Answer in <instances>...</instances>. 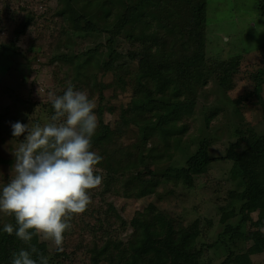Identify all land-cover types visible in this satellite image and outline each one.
Returning <instances> with one entry per match:
<instances>
[{"label": "trees", "instance_id": "1", "mask_svg": "<svg viewBox=\"0 0 264 264\" xmlns=\"http://www.w3.org/2000/svg\"><path fill=\"white\" fill-rule=\"evenodd\" d=\"M51 1L0 0V19L16 21L13 41L0 49L25 58L17 69L50 67L53 97L60 86L65 91L69 85L90 98L97 95L92 150L103 157L96 166L103 180L90 190L86 210L70 218L62 250L55 246L51 251L37 234L31 241L33 258L42 255L48 264H76L78 257L84 264H244L250 256L264 255V231L253 225L251 214L261 211L264 219V134L245 122L239 110L253 102L264 118V70L252 72L253 87L230 100L239 117L228 123L226 142L219 147L218 133H209L208 127L228 107L215 105V99L200 106V100L207 101L208 92L225 96L234 87L242 56L220 60L206 55L208 0H100L96 18L90 12L75 13L65 22L57 10L58 24L50 23L44 12L36 20L34 7L46 8ZM256 4L264 8V0ZM17 12L22 17H15ZM29 28L35 34L23 54L17 40ZM75 47L80 49L69 52ZM60 72L67 76L56 79ZM109 76L110 87L129 92L117 110L106 105L103 93ZM43 105L51 119L52 103ZM106 111L115 116L110 128ZM3 115L0 138L4 134L21 143L23 135L14 138L11 123L24 121ZM4 163L11 160L0 156V166ZM218 163L225 165L220 171L225 179L210 187L212 214L184 222L175 209L161 207V201L178 198L179 190L197 189V177L208 175ZM108 193L150 199L126 219L106 206ZM10 219L15 224L14 216ZM27 247L14 234L0 232V264H11L12 254Z\"/></svg>", "mask_w": 264, "mask_h": 264}, {"label": "rangeland", "instance_id": "2", "mask_svg": "<svg viewBox=\"0 0 264 264\" xmlns=\"http://www.w3.org/2000/svg\"><path fill=\"white\" fill-rule=\"evenodd\" d=\"M14 1V0H12ZM100 0H52L49 5L45 7L35 6L36 20L40 19V13L44 12L46 18H50V23L58 24L59 18L55 17L57 10L63 12L62 17L65 22H68L75 13H84L90 16L100 12ZM257 0H208L207 5V26H206V55L214 59H228L233 56H242V65L240 71L235 75L234 87L222 96L216 92V96L212 92H208V100H200V106L211 103L215 99V105L226 103L228 109L226 112L220 111L217 119L212 120L208 129L215 130L218 133L216 137V144L223 147L226 142V134L224 131L228 130V123L237 122L238 114L233 113L232 102L230 100L237 98L241 94H245L253 87V79L250 75L257 69L264 70V8L257 9ZM107 4V3H106ZM15 17H22L21 12H17ZM43 18V17H42ZM63 19V20H64ZM14 20V19H13ZM7 21L5 17L0 19V47L3 44L11 43L14 39L13 29L16 21ZM32 28L27 30V34L20 36L17 40V45L20 47L21 52L24 54L31 38L34 36ZM48 43L44 44V50H47ZM90 44L89 46H93ZM80 49V48H78ZM77 47L70 48L69 52L74 53L78 50ZM26 56L31 57L30 53ZM24 63L25 58L15 52L8 51L1 52L0 49V115H9L15 117L17 120L22 119L24 123L31 121L32 125L45 124L51 122L48 118V110L43 105L44 103L51 102L53 98L51 90V72L50 67L37 68V65H23L19 69L16 68V63ZM250 65V66H249ZM244 66L249 68L244 69ZM256 67V70H255ZM65 78L67 74L62 72L58 73L56 79L60 77ZM264 81V75L260 76ZM55 79V80H56ZM108 85L103 90L106 96V105L113 106L116 110L127 101L129 92L121 87H110L111 77L104 79ZM69 84V83H68ZM68 84H65L66 87ZM63 86L59 87V95L63 94ZM110 87V88H109ZM57 90V89H56ZM61 90V91H60ZM77 90V89H76ZM91 92V91H89ZM212 93V94H211ZM88 96L90 94L87 92ZM221 96V101L216 100ZM264 96V85H263ZM91 101L95 104V109L98 105V97L94 93L91 95ZM252 99L255 100V98ZM240 106V113L243 114L245 122H248L251 127L258 133L264 134V118L262 115V108L253 102L244 103ZM222 110V109H220ZM3 115V116H4ZM9 118V117H7ZM6 118V119H7ZM115 116L111 112L104 113V121L109 123L108 127L112 126ZM2 122V118H0ZM200 125V121L198 126ZM215 126V129L213 128ZM205 127H201L204 131ZM0 138V156L11 160V163H4L0 166V188H2L9 180L15 175L12 166L15 162L14 151L18 148L20 143L10 141L7 135L1 134ZM223 163L212 165L208 175L203 174L196 179L197 189L193 190H179L175 193L178 198L169 197L161 201V207L167 210L175 209L184 222L191 221L196 216L212 214V206L209 201V195L212 188L217 182L223 181L225 175H220ZM206 184L208 189H206ZM98 192V191H96ZM96 197L98 196L97 193ZM106 197V206H112L115 212L120 213L124 218L130 219L132 215L142 209V207L150 199H128L117 197L114 193H108ZM94 202H98L95 199ZM176 205V206H175ZM254 220L253 225H258L264 231V219H261L262 212L258 211L251 213ZM12 216L0 213V224H9ZM252 224L251 226L254 227ZM130 230L121 232V235L128 234ZM215 232H212L213 235ZM39 238L47 242L51 251L55 250V243L51 239H46L42 234ZM69 249H67L68 251ZM81 257V256H80ZM249 259V260H248ZM244 264H264V255L250 256ZM78 260V261H77ZM76 264H84L79 259ZM72 263V262H71ZM69 263V264H71ZM218 263V262H217Z\"/></svg>", "mask_w": 264, "mask_h": 264}, {"label": "clouds", "instance_id": "3", "mask_svg": "<svg viewBox=\"0 0 264 264\" xmlns=\"http://www.w3.org/2000/svg\"><path fill=\"white\" fill-rule=\"evenodd\" d=\"M51 103L54 115L44 126L11 123L12 136L23 139L13 152L15 175L0 188V213L14 216L15 224H4L0 232L28 245L12 254L11 264H48L42 255L33 258V236L42 234L62 250L70 218L86 210L90 190L103 180L96 172L103 157L92 150L95 104L72 85Z\"/></svg>", "mask_w": 264, "mask_h": 264}]
</instances>
